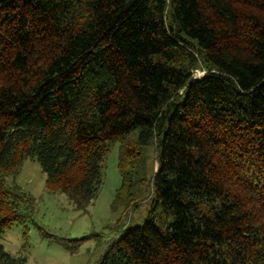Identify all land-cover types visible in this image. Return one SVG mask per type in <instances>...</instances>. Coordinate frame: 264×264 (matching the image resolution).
Returning a JSON list of instances; mask_svg holds the SVG:
<instances>
[{"label":"trees","instance_id":"trees-1","mask_svg":"<svg viewBox=\"0 0 264 264\" xmlns=\"http://www.w3.org/2000/svg\"><path fill=\"white\" fill-rule=\"evenodd\" d=\"M115 144L148 205L96 264H264V0H0V237L23 160L85 211Z\"/></svg>","mask_w":264,"mask_h":264},{"label":"rangeland","instance_id":"rangeland-1","mask_svg":"<svg viewBox=\"0 0 264 264\" xmlns=\"http://www.w3.org/2000/svg\"><path fill=\"white\" fill-rule=\"evenodd\" d=\"M202 75L201 70L193 72L196 79ZM117 156L115 144L106 155L98 194L85 211L77 210L66 195L48 192L38 162L23 160L14 182L34 199L32 222L27 229L13 224L5 231L0 237L4 251L24 257L26 264H96L122 225L134 228L142 223L148 205L143 202L126 212L122 205L112 206L120 186ZM155 169L150 152L148 170Z\"/></svg>","mask_w":264,"mask_h":264}]
</instances>
